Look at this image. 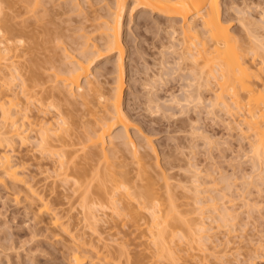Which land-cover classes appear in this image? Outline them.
<instances>
[{"label": "bare ground", "instance_id": "6f19581e", "mask_svg": "<svg viewBox=\"0 0 264 264\" xmlns=\"http://www.w3.org/2000/svg\"><path fill=\"white\" fill-rule=\"evenodd\" d=\"M9 2L11 1L0 0V187L5 188V191L6 189L14 190V194L18 195L20 191H17L16 188L24 186V191L27 193V198H24L28 201L29 205L27 206L32 209L36 208L35 216H48L49 225L52 228L62 229L67 233L66 235L71 236L73 247L69 255L72 264H82L83 262L86 264L87 261L91 264L93 255V260L95 258L100 260L99 264H120V258L125 257L122 255L126 254L127 256V252L124 250L127 246L124 249L123 247L118 249L120 250L117 251L119 255L115 251L118 256H110V252L107 253L109 250L101 256V251L97 250L102 245L104 246L102 248L105 249L110 243L107 241L113 240L112 237L118 235L113 236L112 233L111 238L107 237L108 234L104 237L106 231L104 230L103 233L97 228L100 221L103 223L101 216L109 214V212H111L109 219L114 221L113 224L120 218H126L131 221V224L133 223L132 227L137 230H140L141 221H148V241L153 248L151 256L157 261L178 264L180 257L183 256H179V253L186 252V255L192 257L190 253L194 250L200 251L201 254L205 253V256L214 259L226 260L228 257L226 253L232 250L229 248L227 251L228 245L231 243L228 237L235 231V225L231 223L238 217V213H236L238 209H235L238 197L243 198L238 202L243 203L244 208H247L243 211L250 213L253 209L250 211L249 208L253 207L255 213L259 214L258 211L260 212L263 206L258 207L259 204L256 201L255 203L251 202L254 199H250L248 193L243 197L235 196L234 190L232 191L230 187L231 183L227 185L224 182L226 186L220 187L223 188L222 190L218 188L221 192L212 196L211 194H214L217 186L211 187V183L214 182L209 179V183L199 181L203 171L197 168L195 162L189 163L188 168H183L187 172L185 174L191 177L187 181L183 180L184 182L178 181V188L182 193L184 190L185 196L191 195L190 198L193 199V201L189 200L193 203L191 207L188 205L189 202H181L184 203L181 205L189 208L194 206L193 210L179 209L181 206L177 199L181 196L179 197L177 194L176 197L171 193L170 176L168 178L167 174H162L163 182H160L164 183L162 187L156 183L158 180L155 181L154 176L149 173L151 167L149 171L147 170L150 163L145 164L147 158L144 159L146 160L144 163L142 153L137 150V147L138 149L143 147L140 145L142 142L139 143V137L130 133L131 118L123 108L125 91L123 77L126 72L125 49L122 45L123 19L127 12L132 14L136 10H148L168 19L165 33L171 43L166 49L169 51L172 49L170 55L173 56L175 69L172 70V73L187 69L186 71H189L192 77L189 84L186 85L187 90L183 94V98H177L176 95L171 96L169 104L183 107V110L191 105L195 108L206 107V111H208L206 113L213 119L221 120L231 130L239 129V132L243 133L240 135H247V138L250 135L253 141L248 161L253 172L250 173L255 174L244 176L243 181L245 178H254L255 180L252 182L256 183L255 185L258 183L257 181L264 185V0H34L35 6H40L39 4L56 5L60 2V6L65 4L69 11L75 13L88 10L90 14L92 12L94 14V10L97 9L93 8L94 6H100L102 10H105V14L101 17H93L89 14L91 17L89 19H92L95 25L92 24L93 27H90L92 31L88 32V35L80 36L83 40L78 43L79 51L76 55L67 56L63 53L65 49H61L64 58L61 56L63 58L62 65L58 67H63L58 69L56 66L55 70H52L55 73H51V78L50 75L48 76L51 86L45 89H42V85L46 86L47 83L39 81L37 70L35 74L28 68L30 71L27 74H22L23 67L18 60L23 58L27 52L19 51L17 43H21V40L13 39L17 29L14 30L13 22H10L11 14L4 11L6 7L11 6ZM99 9L101 10V8ZM254 14L257 16L255 17ZM232 22H236L239 27L236 34L230 29ZM85 29L88 28L85 27ZM79 30L82 31L84 28H77V31ZM22 32L24 33V31ZM5 34H12L10 35L12 37H5ZM93 35L94 37H92ZM175 35L180 36L179 41ZM177 47L180 49L178 50ZM162 50L160 52L162 60L159 64L165 70L170 63L167 60V54L165 56ZM100 51L117 54L116 59L114 58L115 62L112 64V71L105 67L106 72H103L104 70L103 73H100L101 71L92 72V68L100 60L106 58ZM33 67L34 65L31 66V68ZM165 73L158 74L159 77H155L157 80L152 79L151 83L146 84L149 86L148 97H145L146 104L154 105L153 107L159 110H156L157 112H160L161 101L152 92V89H155L156 81L162 85L167 81L169 74ZM108 74L114 76H112V87L109 91H105L106 89L102 88L104 79L101 81L100 78ZM106 85H108L107 81ZM204 91L213 92V95L205 98L202 94ZM43 93L45 97H42ZM70 96L71 99L79 100V104L75 99L71 100ZM46 100L48 104L44 102ZM55 101L65 103V105L67 103L69 108H74V105L77 108L81 107L83 115L79 117V120L77 119L78 122L76 121L78 115L75 112V115L72 114L73 116L77 115L75 120L72 117L68 119L65 117L66 114H63L64 110L60 111L61 105H57ZM77 108L76 110L79 109ZM70 110L72 112V109ZM76 110L74 109V111ZM76 112L78 113V111ZM79 112L81 113V111ZM218 113L229 119L223 120ZM235 115H238L236 118L239 119L232 118ZM46 116H50V118ZM73 120L74 122H70ZM77 128L82 129V132L75 143L71 138L77 134L75 133L78 132ZM190 134L191 137L202 138L207 144L214 141L198 129H193ZM144 137L145 146L143 149L149 150L153 156L156 155L153 141ZM17 145L28 148V152L35 149L31 156L35 155L36 158L39 156L37 159L40 160H38L40 164L43 161V164L47 162L42 171L37 169L41 171L40 174H46L49 177L47 179L53 176L55 179L59 178L58 181L62 185L71 183L74 193L78 196L76 199H79L77 206L81 209L79 213L81 218L78 219L80 223H89L86 229L91 230L89 232L92 233L91 236L96 237L94 240L96 245L100 246L95 247L93 241H85L86 238L83 237V234L78 240L81 245L77 243L76 236L71 235V231L74 229L70 231V228L73 227H68L71 225L69 222L72 223L70 211L60 215L56 211L57 209L50 207L51 204L43 199L44 194L39 191L37 183L34 182L35 178H32L34 176L27 178L29 174H27L29 168L26 169L27 162H23V159L19 162L14 160ZM75 146L80 149L74 150ZM122 150L128 151L131 160H134L131 162L132 170L129 168L131 163L128 164L127 160L118 161L121 159ZM79 152L81 155L78 154ZM146 153L148 154V152ZM146 153L145 156H147ZM76 159H80V161L76 162ZM122 168L124 169L122 170ZM155 175L159 177L161 174L155 173ZM210 176L206 174V177L210 178ZM233 179L236 180V176L235 178L233 176ZM211 188L215 189L214 192H212L213 189L210 191ZM262 188L256 187V193L264 194ZM171 189L173 191V188ZM160 190L162 191L160 192ZM62 215H65V217L63 216L66 219L65 222H61L64 220ZM251 217L255 218L250 215L245 218L247 222L252 219ZM112 223L110 222L108 226L117 225L113 226ZM245 226L247 227V225ZM222 229L225 231L224 237L226 236L223 241L217 237V232ZM255 243L253 250L256 252L248 254L249 256L243 261H239L242 256H239L238 253L235 263L256 264L257 261H264V244L260 240ZM207 244L209 247H205V245L208 246ZM181 245L186 248L181 250L179 247ZM136 260L139 261L138 258ZM224 262L227 263V261Z\"/></svg>", "mask_w": 264, "mask_h": 264}, {"label": "rangeland", "instance_id": "374dc122", "mask_svg": "<svg viewBox=\"0 0 264 264\" xmlns=\"http://www.w3.org/2000/svg\"><path fill=\"white\" fill-rule=\"evenodd\" d=\"M9 1L12 2V3L9 2L11 6H9L8 8L6 7L4 11L9 15L11 14L12 20L10 22H13L12 26L14 27V30L17 29L15 30L13 39L16 41L21 40V43H17V47L18 49H20L19 51L24 50L25 52H27V54L23 56V58L18 60L21 63V66L23 67L22 74L25 73L27 74V72L30 70L31 72L34 71L33 73H35L37 70L36 73L39 74V75L37 74V77L38 78L40 77L39 81L42 82L45 81L44 83H47L46 86L43 83L44 85H42L43 86L42 89L51 86L50 81H48L49 80L48 76L50 75L51 78V75L55 73V71L52 70H55L54 68H56V66L58 67L62 65L61 63L63 61L64 54H67V56H72V55H76L77 52L79 51L78 43L82 42L83 40L82 38H80V36L88 35L87 33L92 31L91 30L92 28H90L93 27L92 24L95 25V22L93 23L92 19H89V17L90 16L101 17L102 15L105 14V10H102V7L100 6H94L93 8H97V9L94 10V14L93 12L90 14L88 10H85L81 13L71 12L68 10L69 8L66 7L65 4L62 5L61 3L62 6H60L59 5L60 2L57 3L56 5L39 4L40 6H35L34 0H25V1L9 0ZM99 8H101V10ZM254 15L255 17L257 16L256 14ZM167 23H168V19H165L164 17H160L157 14H153L148 10H138V11L136 10L132 12V14H129V12H127L124 16L123 19L124 31L122 35V45L124 46L125 49L124 63H125L126 72L124 73V77H123L124 89H125L123 96V108L124 111L127 112V114H129L131 118L130 133L139 137L138 141L139 143L140 141L142 142L140 143V145H142L143 147L145 146L144 144L145 139H143L144 136H145L144 138L147 137L153 141L156 147V155L153 156V154L149 150H145V148L143 149V147L139 149L137 147V150L140 151L139 153H142L143 160L147 158L146 159L147 161L144 160L143 162L145 163L146 161L147 163L145 164L150 163L149 166L146 165L147 167H149L147 170L149 171L151 167L150 169L151 172L149 171V173L154 176L155 181L158 180V182L156 181V183L160 184L161 185L160 187H162L164 184V183H160L163 182L162 174L163 173L167 174L168 178L170 176L171 180L169 178V183H171L172 186V187L170 186L171 193L174 194L175 196L177 194H178L177 196L179 197L181 196L180 198L177 199V202H179L178 204L181 206L179 209H183V211H188L190 209L193 210L194 208V206L192 208H189L193 205V203H191L193 201V199L190 198L191 195L185 196L186 194L185 191L182 189L183 192L185 193L184 194L182 193L181 189L178 188V184H179L178 181L180 182L181 180L187 181V179L191 177V176L189 177L188 174H185L187 172H185L183 168H188L189 163H193V162H195V165H197V168H199L200 171L201 170L203 171L200 174V177L202 176V178H199L200 179L199 181L209 183L210 180L214 182L211 183L212 184L211 187L217 186L216 187L217 191L211 188L210 191H212L213 189L212 192H214L215 190L214 194L211 192L212 196L213 195L216 196L218 195L217 193L221 192V190L224 188L225 185L224 182L227 185L228 183H231L232 185H230V187L232 191L234 190L233 194L235 196L241 195V197H243V196H247L246 194L248 193V197H250V199H254L251 202L255 203L256 201V203L259 204L258 207L263 206L261 207L260 212L256 210L258 211L259 214H257V212L255 213V209L251 206L252 208L249 209L250 211L251 209H253L252 212L254 213L250 212L251 213L250 214L249 212L243 211V210H247V208H244L245 206L243 205V203L241 204L238 202L243 198L238 197L235 207V209H238V211L236 210L237 211L236 213H238V217L237 220L231 223L235 225V231H233V233L231 232L232 234L230 235V237H228L231 243L228 245L229 247L227 248V251L229 248H232V250L226 253V255H228V257L226 256L227 257L226 260L225 259L219 260L220 258L214 259L207 255L206 257L205 253H203L204 254L203 255L200 253V251L197 252L196 250H194L190 253L192 257L186 255L185 254L186 252L179 253V256L180 255L183 256L180 257L178 261V264H217V263L219 264V261L220 264L221 263L239 264L240 262L235 263L236 258L238 257V253L240 254L239 256H242L239 259V261H243L249 256L248 254H252V252L254 251L253 249H255V245H254L256 244L255 242H258L260 240V242L264 244L263 242L264 241V201H263L264 194H257L255 191L256 187L259 188L263 187L262 189H264V185H261L260 181H257L258 182L257 185L260 184L261 186L255 185L256 183L254 184L252 182L253 180H255L254 178L253 179L245 178L244 181L246 183H243L244 176L255 174V173L251 174L253 172L251 169L250 162L248 161L250 157L249 151L251 150L250 148L253 139L250 138V135L249 138L246 137L247 135L245 136L240 135L243 133L239 132V129L235 130L234 128L231 130L221 120L213 119L212 116H209L206 113L208 112L206 111L207 110L206 107L200 106V108H195L194 106L191 105L189 108L183 110V107L176 106L174 104L171 106L170 105L171 103L169 104V102H171L169 101L171 99V96L176 95L177 98L180 99L183 98V94H185V91L187 90L186 85L189 84L192 77L189 71H186L187 69L186 70L183 69L184 71H178L176 73H172V70H175L173 63L174 62L173 56L170 55L172 49L171 51H169V49L168 50L166 49L167 47H169L171 43L167 33H165ZM79 27L80 29L84 28V30L77 31V28ZM85 27L88 29H85ZM163 29L164 31H162ZM230 29L233 32L235 31V34L237 31H239L238 30L239 27L236 24V22H232V24L230 25ZM22 31H24V33ZM10 35L12 34H5V37H12ZM92 37H94V35ZM175 38L177 39V41H179L180 36L175 35ZM61 49H65L63 50L64 54L62 53ZM177 49L179 50L180 48L177 47ZM161 50L163 51L165 56L167 54V60H169L168 62L170 63V65L167 66L168 68L165 70H163L159 64V62H161L162 60L160 55ZM100 53L108 60L106 58L100 60V62L95 67L92 68V72L95 71H99V72L101 71L100 73L106 72L107 70L106 71L104 70L105 67H107V69L109 68V71H112L113 70L112 64H114L117 54L108 51L105 53L103 51H100ZM33 65L34 67L31 68V66ZM50 66H52V68H50ZM102 66L103 68L101 69ZM62 67H58V69ZM28 68H30V70ZM34 68L37 69L34 70ZM165 72L169 74V77L167 76L168 77L166 81L167 83L165 82L162 85V83L156 81L157 84L155 83L154 85L155 89L154 90L152 89V92L161 101L159 106L160 112H157L159 110L156 107H153L154 105L148 106L146 104L147 103L146 98L148 97L147 89L149 87L146 84L151 83L152 79H156L155 77H159V75L161 74H166ZM103 76H104L103 78L102 77L100 78L101 81L102 79H104L103 80L104 82L102 81V83H104L102 84V88L103 90L106 89L105 91L107 90L109 91V89L112 87V81H113L112 76L114 75L108 74ZM105 77L107 78L105 79ZM105 80L107 81L108 84L106 86H105L106 84ZM202 94L203 97L209 98L211 95H213V92L204 91L202 92ZM43 95L44 96L42 97H45L44 93ZM74 99L75 101H78L79 104V100H76V98ZM44 102L48 104L47 100ZM55 102L57 105L59 106L61 105L60 111L63 109L64 110L63 114H66L65 117L66 118L68 117V119L70 117L74 119L78 115V117L76 118L77 121V119L79 120V117L83 115L82 114L83 109L81 107H78L79 109H81L79 110L77 107H75V105L74 108L72 107L69 108V104L67 103L65 105V103H59L57 101ZM78 104H76V106H79ZM76 108L78 110H76ZM70 109H72L73 113L71 112ZM74 109L78 111V113L74 111ZM79 111H81V113ZM216 111L218 112V110ZM74 112L75 114H77L76 116L72 115L74 114ZM218 114L221 116V118H223V120L229 119L226 118L225 116L223 117L221 113ZM50 116H46V117L50 118ZM236 116L238 115H235V117L232 118L239 119L236 118ZM74 120L70 122H74ZM193 129L196 130L198 129L200 131H203L204 134L212 138V141L214 140L213 143L211 142L210 144L209 143L207 144L205 140H203L200 137H191L190 133H192ZM76 130H78V132L75 131L74 132L77 134H74L71 138V140L73 139L72 142L75 143H77L78 140L77 138L78 136H80L82 132L81 131L82 129L80 128L79 129L77 128ZM214 143L215 145H213ZM73 149L78 150L80 148L78 146H75L73 147ZM28 151H29L28 148H22L17 145L15 147V152H14V154L16 153V155H14L15 162L16 160L19 162L22 159L24 160V161L22 160L23 162L25 163L27 162L28 166H26L27 167L26 169L29 168L27 170L28 171L27 174L29 173L27 175L28 176L27 178L29 179L31 178V176H34L32 177L33 179L35 178L34 182L37 183L38 185L37 187H39V191H41L44 194L43 199L46 202L48 201L47 202L48 204H51L49 205L50 207L54 208L55 210L57 209L56 211H58L60 215L64 214L68 210L70 211L69 215L72 216L71 219L72 223L69 222L71 225L68 224L69 225L68 227L69 228L73 227L70 228V231L74 229L73 231H71L72 232L71 235H74L73 237L76 236L75 238L77 239L76 240L77 243L81 245L80 241L78 240H80L79 238L84 235L83 237L86 238L84 239L85 241L87 242L93 241L94 244L96 245V241H94L96 237H93V235L91 236L92 233L89 232L91 231L89 230V228L86 229L89 223L87 224L82 222L84 225L80 223L79 219L81 218V216L79 213L81 209L79 206H77L79 205L78 204L79 199H76L78 198V196L73 191L74 187L71 186L70 182L62 185V183L58 181L60 180L59 178L55 179V177L52 176L50 177V179H47L49 177H47L46 174H40L42 168L44 169V165L47 162L43 164L44 162L43 161L40 164L39 162L40 160L37 159L39 158V156H37V158L34 157L35 155L31 156V154H33L35 149L30 150V152ZM144 152L145 153L148 152V154L146 153L147 156H145ZM121 153L122 156L124 153L126 159L124 158V156L122 157L121 155H118L121 156V159H119L118 161L127 160L126 162L128 164L134 162V160L133 161L131 160L130 157L131 155H129L128 151L124 152L122 150ZM78 154L81 155L80 152ZM34 158H36L37 161L38 160L39 161L35 162L36 159L34 160ZM79 161L80 159H76V162ZM126 162L124 163L126 164ZM36 163L40 165L37 166ZM132 165L133 164L131 163V165L129 166L130 170H132L131 168H133ZM37 169L39 170L41 169V171ZM123 169L124 168H122V170ZM154 172L157 175L158 173L161 175H159L158 177L155 175ZM206 174L211 175L210 178L206 177ZM233 176L234 178L236 176L237 181L233 179ZM181 184L183 185L184 183ZM253 185L255 186L253 187ZM157 187L158 185L156 184V188ZM24 188H25L24 186H19L18 188H16L17 191H20L18 196L14 194L15 193L14 190L6 189L5 191V188H3L2 186L0 187V264H72L69 255L71 253V248L73 247L70 238L71 236L66 235L67 233H65L62 229H59L60 230L59 231L52 228V226L49 225L50 221L48 216L46 215L41 216L42 218L37 215L35 216L36 213L34 211L36 208L32 206L34 207L32 209L29 206H27L29 204L27 199L25 200V198H27V193L24 191ZM171 188H173V191ZM218 188L221 190H219ZM41 189H43L44 192ZM246 189L250 191L248 192ZM162 190H160V192ZM65 195H67L66 198ZM184 196L187 197L188 200ZM181 202L184 203L189 202L188 204L189 207L182 206L181 204L184 203ZM249 204L252 203L249 202ZM110 214L111 212H109V214L106 213L104 215L105 217L101 216V218L103 217L102 218L103 223L100 221L99 222L100 224H97L98 225L97 228L101 232H103L104 230L106 231L104 237H106L107 234L109 235L107 237H110L112 233L113 236L115 234L118 235H115L114 237L111 236L114 239L113 240L109 239L110 241H107L108 243L109 242L110 243L109 245L106 246L105 249L102 248L104 246L101 244L102 246L99 247V249H97L101 251L100 252L101 256H103L102 254L106 253L107 250H109L107 253L110 252V256L111 255L116 256L117 254L119 255L117 251L120 250L118 249L120 247H123L124 249V247L127 246L124 249L127 252V256L126 254L122 255V257L123 256L125 257H123L122 259L120 258V264H130V263L166 264L165 261H160V260L157 261L153 256H151V254H153L152 253L153 248L149 245V241H148L149 237L147 235V229H148L147 226L149 225V223L147 220L141 221L140 230H137L136 228L132 227L133 223L131 224V221L126 218H120L115 222V224H113L112 222L114 221H111L109 219L111 216ZM250 215L254 216L255 218L253 219V217H251L252 219H250L247 222V219L245 218H247ZM63 216L65 217V215H62V217ZM64 217L62 218L64 220H62L61 222H65L66 219ZM109 221L112 223L113 226L116 224L117 225L114 227L109 225L110 226L109 227L108 226V224H110ZM245 225H247V227ZM223 234H225L224 229L217 232V237L221 238L222 241L226 237V236L224 237ZM207 245L208 246L205 245V247H209V244ZM97 246L100 245H96L95 247ZM181 246H179L181 250H184L186 248V246L185 247L183 246L181 247ZM112 247H115L116 249ZM147 247L149 251L147 250ZM115 251L117 254L115 253ZM255 252L256 250L253 252V254ZM260 253H256V254H260ZM112 257L109 258L114 259ZM91 258H92L91 264H99L98 262L100 260H98L97 258L93 260L94 255ZM137 258L139 259V261L136 260ZM125 261L128 262L126 263ZM224 261H227V263H225ZM257 263L264 264V261H257ZM82 264H85V262H83ZM86 264H90V263L87 261ZM240 264H245V263L241 262Z\"/></svg>", "mask_w": 264, "mask_h": 264}]
</instances>
